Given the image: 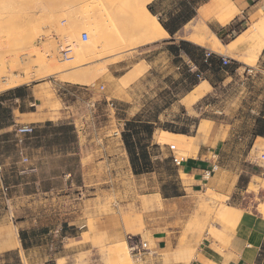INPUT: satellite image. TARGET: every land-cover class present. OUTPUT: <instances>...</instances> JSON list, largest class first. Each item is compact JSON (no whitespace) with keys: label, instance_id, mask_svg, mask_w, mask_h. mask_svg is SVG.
<instances>
[{"label":"rangeland","instance_id":"obj_1","mask_svg":"<svg viewBox=\"0 0 264 264\" xmlns=\"http://www.w3.org/2000/svg\"><path fill=\"white\" fill-rule=\"evenodd\" d=\"M117 1L0 0V97L23 84L55 81L64 89L60 103L63 117L39 125L25 138L27 163L16 153L14 133L6 138L0 135V264H102L114 245L122 249L126 264H196L193 260L200 256L192 246L205 237L220 241L225 229L232 227L231 221L219 216L223 206L217 204V196L205 187L195 190L198 192L191 202L182 206L188 213L182 223L183 237L176 247L173 239L168 240L165 249L154 245L153 236H169L175 215L162 204L154 207L146 202L160 186L170 195L181 193L171 187L179 184L180 188L184 179L178 177V167L170 156L174 154L181 162L194 155L199 144L203 145L201 153L218 155V166L229 171L230 183L243 170L237 189L247 198L238 208L240 213L264 216V176L257 161L264 152V141L258 140L248 161L237 158V150L245 154L250 145L244 140L237 142V134L247 138L255 120L257 128H264V49L258 61L252 48L246 57H237L241 74L231 75L235 67L229 65L228 75L220 72L224 76L221 80L210 76L214 89L193 106L183 108L180 103L184 101H178L185 89L174 85L180 78L174 74L183 72L173 70L169 45L148 43L121 49L116 44L117 34L124 35L130 27L135 30L138 20L153 24L139 2L127 0L137 5L133 24L118 18V24L110 26L101 15ZM173 1L166 0L160 6L166 8ZM251 21L244 27L231 24V33L242 34L247 44L260 41V32L258 38L251 33L255 24L253 18ZM204 27L200 21L192 22L184 30L185 39L204 46L207 52L236 58L234 45L224 51L225 36L217 37L223 46H215L216 37ZM69 32L72 48L64 40ZM82 33L87 34L86 42L80 40ZM141 37L142 33L131 37L129 43ZM48 45L56 59L44 51ZM141 59L148 61L149 74L139 80L136 78L143 70L122 74L125 67L131 69ZM102 60L124 62L115 65L118 71L111 77L106 74V65H95ZM64 75L77 80L72 83L62 78ZM9 78L17 86L9 88L5 83ZM48 91L45 88L42 93ZM105 94L112 104L108 108ZM137 115L143 121L156 122L152 138L143 142L152 169L147 176L133 175L117 139L125 122ZM161 132L183 133L188 143L195 140V147L183 150L156 145ZM35 134L47 136L42 149L31 143ZM35 183L53 190L35 192ZM225 212L235 215L231 208ZM20 234H24L23 241ZM127 235L147 243L149 250L140 260L130 256Z\"/></svg>","mask_w":264,"mask_h":264},{"label":"crops","instance_id":"obj_2","mask_svg":"<svg viewBox=\"0 0 264 264\" xmlns=\"http://www.w3.org/2000/svg\"><path fill=\"white\" fill-rule=\"evenodd\" d=\"M165 1L166 0H153L151 3L148 4V6L153 5L154 14H152L151 16L156 18L160 26L161 24L159 22V19L163 23L170 26L171 20L179 17L180 11L182 9L180 7V4L184 1L190 6L191 14L187 19L180 22L178 29L172 35H170L161 26L162 29L166 32V36L161 37L155 40L154 42H151L152 45L159 43L162 45L179 47V44L181 42H186L194 46L200 47L201 49L207 52L208 49H206L204 46L193 43L185 39L184 37L185 28L192 22L200 21L207 28V31L212 36H215L216 39L217 37L221 39L224 36L228 39L225 45H222L223 48H225L224 51H226L227 47L234 45L233 54L236 58H232L231 56L225 53L212 52L220 58L229 59L230 65L235 67V72L231 73V75L242 73L240 72L242 64L237 59V57H246L250 48H252L251 51L256 52V60L258 61L260 59V56L264 49V45L262 49L258 51L256 43H244L242 34L234 35L233 33H231V24L235 22L238 23L239 26L244 27L250 24V22H252L251 18H253V22L255 24L258 23L260 20H263L264 0H178V3H176V0H171L173 1V3L170 6H167L166 8H161L160 4ZM180 19L181 18H178L177 21H180ZM251 30V33H254L253 27ZM170 56L173 59H181L180 63H173V70L175 71H179L181 68L185 67L190 62L189 58L182 51H180L178 55L177 53H175L174 56L171 54ZM123 62V60H119L115 63H109L107 61L102 60L101 62H96L95 65H106V74H111V77H113L112 74H115V72L118 71L114 69L115 65ZM136 68L138 70H143L142 74L139 75L136 80H139L145 75L149 74L150 66L148 61H146L145 59H141L134 63L131 69H129V67H125V71L122 74H130L133 71L135 72ZM243 69H245V67H243ZM191 71H194L193 67H191ZM224 74L225 76L228 75V73ZM174 75L180 76V74ZM122 77H125V75ZM223 77L224 76H222V78ZM209 80L210 79L201 78L196 85L191 87L189 90H186L182 94L180 101L178 102L180 103L184 101V99H186V97L194 89H196L201 84V82L204 81L208 83L210 88L202 95L203 97L199 98V100L205 98V96H207L214 89L213 84ZM23 85L17 87L21 88L20 97H15L14 95H11L6 101H0V106L9 110L5 119V124L0 129V135H5V138L6 135L14 133V125H31L34 127V129H37V127H39V125L41 124H49L52 121H55L56 119H61L63 117V114L61 113L62 110L60 109V103L61 96H64V94L61 93V90L64 89L61 88L55 81L53 83L49 82L43 84ZM45 88L49 90L48 93H42ZM169 91L170 93L172 92L171 89ZM104 99V104L107 108L109 106H112V104L109 103L107 95L104 97ZM199 100L194 101L188 106H193ZM180 105L184 108V105L186 104L180 103ZM257 124H259L258 121H253L250 134L247 138L245 137V135H242L240 133L237 134V142H242L244 140L250 144L245 154L240 151L238 152L237 150V158H243L245 161H248L251 153H253L255 149L258 140L264 141V133L263 135H257ZM176 135L185 136L183 133ZM13 136L15 137V134H13ZM117 136V139L119 138L120 142L122 143L123 154H125L128 159L122 139L120 135ZM46 138L47 136L45 135L35 134L31 143L37 144V149H42V147H40L41 143L46 141ZM57 139L59 138H55L56 142L59 141ZM192 139L194 138L192 137ZM15 141L16 137L14 140V147L16 148L17 153V146L15 144ZM104 141L105 143H107L109 140L105 138ZM156 145L160 144L156 142ZM163 146L168 147V145L165 144H163ZM202 147L203 145L199 144L195 150L194 155L190 156L185 160H182L181 162H177L176 156L174 154L170 156L173 164L178 167V177L180 179H184V182H181L180 188H178L177 186L179 184H171V187H177L176 191H180V194L170 195L166 193L167 188L160 186L153 194L149 195V202L147 201L146 203H150V206L153 205L154 207H158L159 204H162L169 209L171 215H175V219L172 222L173 226L171 228V231L169 232V236H153L154 245H156L159 249H165L168 247V240L170 241L172 239L174 241V246L176 247L178 245V242L183 237L184 232L182 229V223L185 219H187L188 215L187 211H184L182 209V206L184 204H187L188 201L191 202V199L194 197V193L198 192L195 191L196 189H199V187L200 189L205 187V189L212 191L215 196H217V199L220 201L217 204L223 206V209L220 211L219 216L224 221H231L232 227L231 229H225L226 232L223 233L224 237L220 241L205 237L203 238L201 243L198 244L196 247L192 246V249H194L197 255L200 256V259H194L193 263L263 264L261 260H264V216L261 214H256L254 217H249L247 214L243 215L242 213H240L238 209L243 205L244 201L247 198L243 191L237 189L239 179L243 173V170H240L237 176L235 177L234 182L230 183L229 171L218 166V155L215 152L201 153L200 150ZM27 149H29L28 146H26L25 148L26 157ZM30 171L33 172L35 171V169H31ZM150 174L152 173H145L139 176H147ZM207 174L208 176H206ZM252 176L253 174L250 173L251 179ZM34 185L35 186L33 190L35 192L43 191L44 193H47L53 190L52 188L46 190L43 189L40 183H35ZM252 196L254 195L252 194ZM228 208L233 209L235 213V216L232 220H227L224 217L225 210ZM17 236L18 235L16 234L14 237L15 247H17L18 244ZM161 244L162 246H160Z\"/></svg>","mask_w":264,"mask_h":264},{"label":"trees","instance_id":"obj_3","mask_svg":"<svg viewBox=\"0 0 264 264\" xmlns=\"http://www.w3.org/2000/svg\"><path fill=\"white\" fill-rule=\"evenodd\" d=\"M180 7L182 8L178 17L181 18L180 21H177L178 18L173 19L171 20V25L168 26L159 19L161 26L170 35L174 34L178 29L180 22L187 19L191 14L190 6L185 1L180 4ZM147 9L151 14H154L153 5H149ZM168 49L171 51V55L173 56L175 53H177L178 55L179 52L182 51L190 60L188 65L181 68L183 74H180V78H178V80L174 84L175 87L179 85L183 86L185 91L196 85L201 78L210 79V76H216L221 80L223 74H220V72L227 73V70L230 68V62L227 65H222V58L213 53H210L208 56H206V51H204L200 47L186 42H181L179 44V47L170 46ZM173 60L174 64H178L181 62L180 58H175ZM189 66L195 68L193 72L191 71V67ZM209 81L211 82V80ZM20 90L21 88L13 89L5 95H2L0 99L5 100L6 96L11 95L20 97ZM170 94L172 95V92ZM8 98L9 97H7L6 99ZM8 112V109L0 106V129L5 124V119ZM154 124H156L155 121L150 122L148 120H141V115L135 116L133 119L125 122L124 124L121 138L134 176L152 172V169L150 168L151 163L147 151V146L146 144H143V142L148 140L150 141V139L152 138ZM263 129L264 128H261V126H258L257 135H263ZM20 239L23 241L24 234H20Z\"/></svg>","mask_w":264,"mask_h":264},{"label":"bare ground","instance_id":"obj_4","mask_svg":"<svg viewBox=\"0 0 264 264\" xmlns=\"http://www.w3.org/2000/svg\"><path fill=\"white\" fill-rule=\"evenodd\" d=\"M151 1L152 0H136V3L137 2L140 3L139 6H142V9L144 10V13H145L146 17L148 19L152 20L153 21V24L149 25V24H146V23L138 20L137 21V27H136L138 29L137 32H135L136 31V28L134 30L133 27H130L128 29V32L125 33L124 35L117 34L118 40L116 41V44L118 43L119 45L118 44L117 45L120 46L121 49L135 47L137 45L148 44V43L154 42L155 40H157V39H159L161 37L166 36V32L158 24L156 18H154L153 16H151L152 14H150L148 12V10L146 9V4H148ZM139 3H137V4H139ZM134 4H135V2L129 3L127 0H124L123 2H121V1H119V2L117 1L116 3L114 2L113 5H112V7L110 9H108V12L107 11L105 13L102 12L103 14L101 16L103 17L104 21H106L110 26L111 25L113 26L115 24H118V21H119L118 18L119 19H122V20L129 19L131 21V23H132L133 22L132 21V19H133L132 17H134L138 13L137 5H134ZM111 11H113V12H111ZM123 17H125V18H123ZM203 30H205L207 32V30L205 29V27H204ZM98 31H100V30H98ZM253 32H254V34L255 33L257 34L258 32H260V41L258 42V40H257V42H256V44H257V50L260 51L262 49L263 45H264V19L263 20H260L258 23H256L253 26ZM70 33H72V32H69V33H67L65 35L66 38L64 40L67 43V46L68 47H71V46L73 47L74 46V42L71 40L72 39L71 38L72 35H70ZM73 33H74V30H73ZM141 33L143 34V37L139 38V41L136 40L137 42H135L133 40L134 41L133 43H131V42L129 43V39L131 37L139 36ZM258 37H259V35L257 36V38ZM213 44L215 46L222 47L221 44L219 43V40L216 39V38H214ZM43 49H44V51L46 53H49L53 57V59H56L55 58L56 57L55 56V51L53 49H51V47H49V45L43 47ZM59 61L62 62V59H59ZM62 78L68 79L67 81H70L72 83H75L76 80H77V78H75V76H72V75H68V76H65L64 75ZM5 83H6V85H9L10 86L9 88H12L14 86H17L16 85L17 82L14 81V80H10V78L7 79V80L5 79ZM209 88H210V86L208 85V83L206 81L201 82V84L196 89H194L186 97V99H184L185 104L186 105H190L194 101L199 100V98L203 97L202 95ZM157 140H158V143H160V145L161 144L162 145L165 144V145H168V146H170L172 148H176V149H183V150L187 149L188 150V149H191V148H194L195 147V142L194 141H190L188 143L186 141V139H185L184 136L176 135V134L169 133V132H161L160 135L158 136V139ZM234 216L235 215H233L231 213H228V212H225L224 213V217L227 220H232ZM249 217H251V216H249ZM254 222H255V220H254ZM263 226H264V224H263ZM213 235H214V233H213ZM220 236H221V234H220ZM125 260L126 259H125V256L123 255L122 249L114 245V247H111V249L106 253L105 259L102 260L103 261L102 264H126L125 263ZM88 264H90V263H88Z\"/></svg>","mask_w":264,"mask_h":264},{"label":"built area","instance_id":"obj_5","mask_svg":"<svg viewBox=\"0 0 264 264\" xmlns=\"http://www.w3.org/2000/svg\"><path fill=\"white\" fill-rule=\"evenodd\" d=\"M88 39L86 33H82L80 35V40L82 42H86ZM212 52H207L206 56H208ZM229 64V59L222 58V65ZM195 69V68H193ZM252 69L248 68L247 72L251 73ZM13 132L16 137L15 144L17 146V153L20 157V160L22 163H27L28 158L26 157L24 153V141L27 136L32 135L34 132V127L31 125H14ZM258 163H260V171L261 175L264 176V152H261L257 157ZM208 176V174L206 175ZM126 242H127V248L129 251V254L132 258L135 260H140L142 255L145 254V252H148V245L146 242H143L140 237L135 235H127L126 236Z\"/></svg>","mask_w":264,"mask_h":264}]
</instances>
